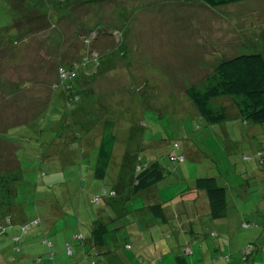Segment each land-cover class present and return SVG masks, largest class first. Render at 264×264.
<instances>
[{"label":"rangeland","instance_id":"1","mask_svg":"<svg viewBox=\"0 0 264 264\" xmlns=\"http://www.w3.org/2000/svg\"><path fill=\"white\" fill-rule=\"evenodd\" d=\"M11 3L28 18L14 16ZM46 21L48 28L38 30ZM253 53L264 56V0L218 8L199 0H0V202L29 228L19 246L48 248L53 264V245L83 236L79 223L90 210L79 209L76 197L100 193L82 192L98 149L84 148L79 125L97 136L105 122L114 124L117 148L101 190L111 192L116 176L125 172L131 180L139 166L153 163L164 170L168 191L195 176L215 177L229 190L239 180L257 181L251 166L256 174L264 168L257 158L261 152L264 160V123L243 121L223 97L213 103L225 108L226 120L211 125L186 94L223 60ZM260 193L253 190L244 203L250 213ZM69 220L74 235L65 230ZM241 231L230 235L238 245L252 234ZM169 235L161 239L173 240ZM261 242L253 237L258 264Z\"/></svg>","mask_w":264,"mask_h":264},{"label":"crops","instance_id":"2","mask_svg":"<svg viewBox=\"0 0 264 264\" xmlns=\"http://www.w3.org/2000/svg\"><path fill=\"white\" fill-rule=\"evenodd\" d=\"M78 127L81 129L78 136L81 137L80 141L84 148L95 146L98 149L95 165L85 169L87 174L81 183L82 192L95 189L100 193L98 183L100 179L96 171L105 127L97 136L86 126ZM116 144L117 138L111 163L115 156ZM251 167L254 168L252 175L257 177V181L248 178L247 181H237L238 184L234 189L229 190L230 186L226 187L227 206L216 215L212 212L206 191L196 187L198 179L210 177V175L187 178L189 182L169 191L162 188V180L148 189L134 193L137 169L131 180H126L125 172H122L116 176V189H112L116 192L120 191V195L122 192L118 199L115 196L93 203L95 196L86 199L76 197L79 209L83 210L86 207L90 210L82 216V221L79 223L83 236L75 235L74 238L70 236L65 244L53 245L58 251L53 256V264H147L141 254L147 255L153 264H243L241 249L251 243L254 244L256 254L259 248L252 241L258 234L263 240L259 246L264 251V168L256 174L255 167L253 165ZM232 190L235 191L234 194ZM253 190L261 193L256 200V210L252 207L253 211L250 213L244 203L248 197H251ZM235 198H237L236 201ZM62 201L66 202L67 197H63ZM154 206H160V209L153 210ZM50 209L47 208L48 211ZM249 216L251 221L246 220ZM8 220L11 221L9 226ZM0 225L4 227L0 235V244H2V250H5L0 252V264L31 262L50 264L48 248L39 252L41 246L36 248L28 245L25 249L24 245L19 246L28 235L29 229L24 232L25 226L17 221L12 207L2 202H0ZM72 225V221L69 220L65 227L69 235L75 234V227ZM155 229H157L156 233H154ZM241 229L252 231L249 241L244 245H238L239 241L233 242L230 237L232 234L241 233ZM167 233L172 235L169 236L173 237V240H162ZM13 236H18V245L13 241ZM211 238L213 240L208 241ZM215 239H218L217 243ZM79 240L81 244L78 245ZM127 240L130 243H122ZM71 242L76 244L73 249ZM24 250L26 254L20 259L19 255ZM147 251H150L151 255L147 254ZM127 252L128 254L125 255ZM153 252H157V255ZM9 253H17L18 259ZM254 253L248 264H258L261 256ZM39 254L48 259L45 262L41 259V263H37L35 259ZM216 254L218 256L212 258Z\"/></svg>","mask_w":264,"mask_h":264},{"label":"trees","instance_id":"3","mask_svg":"<svg viewBox=\"0 0 264 264\" xmlns=\"http://www.w3.org/2000/svg\"><path fill=\"white\" fill-rule=\"evenodd\" d=\"M95 1V0H94ZM203 4L211 8H218L230 4L244 2L246 0H199ZM11 10L16 16L17 12L22 11L18 4H10ZM17 10V11H16ZM25 18H28V13L22 11ZM16 13V14H15ZM37 18L42 20L46 15H39ZM30 20V19H29ZM48 21L41 24L38 30L48 28ZM13 25H15L13 19ZM86 68H84L85 70ZM75 77L77 75H74ZM74 79V78H73ZM186 94L198 108L200 114L211 125L222 123L226 120L225 108L213 103V99H221L229 97L237 108L239 115L243 121L253 122L255 124L264 123V56L260 53L243 54L235 56L231 59L223 60L215 69L204 79L202 85H193L186 89ZM114 124L108 121L105 125L104 135L100 143L99 163L97 165V176L99 179L106 177L113 151L116 143V136L113 133ZM259 153L261 154L259 156ZM257 158L259 163L263 155L259 152ZM180 157H174V160L180 161ZM182 162V161H180ZM165 173L160 165L146 164L138 167V172L135 178L133 187L134 193L148 189L156 183L164 179ZM196 187L204 190L207 193L208 200L214 215L218 214L227 206V190L219 185L215 177L200 178L196 181ZM114 192V196L103 197L114 198L117 195L115 191L101 190L99 195ZM98 195V196H99ZM95 198V197H94ZM94 200V199H93ZM95 203L94 201H92ZM153 210L160 209V206L152 207ZM252 247L251 253H246L247 247ZM254 244H247L241 249L242 262H247L253 256Z\"/></svg>","mask_w":264,"mask_h":264},{"label":"built area","instance_id":"4","mask_svg":"<svg viewBox=\"0 0 264 264\" xmlns=\"http://www.w3.org/2000/svg\"><path fill=\"white\" fill-rule=\"evenodd\" d=\"M74 75H75V74H73L71 77H73ZM260 155H261V154L259 153V156H260ZM179 159H180V161H183V160H184V157H180ZM246 159L250 160V158H246ZM260 164H262V160H261ZM114 195H115L114 192H112V193H107L106 191H104L103 195L96 196V197L94 198L93 201H94L95 203H99L103 197L114 196ZM7 223H8L9 225H11V221H10V220H8ZM28 229H29L28 227H27V228H23V231H24V232H27ZM3 230H4V227H3L2 225H0V235H1V233L3 232ZM13 241L17 244V243H18V238H17V237H13ZM251 251H252V247H250V246L247 247L246 253L249 254V253H251ZM189 252H190V251H189Z\"/></svg>","mask_w":264,"mask_h":264}]
</instances>
